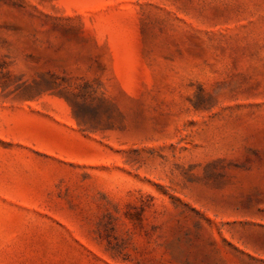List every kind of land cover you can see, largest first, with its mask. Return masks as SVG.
<instances>
[{"label": "rangeland", "instance_id": "374dc122", "mask_svg": "<svg viewBox=\"0 0 264 264\" xmlns=\"http://www.w3.org/2000/svg\"><path fill=\"white\" fill-rule=\"evenodd\" d=\"M0 264H264V0H0Z\"/></svg>", "mask_w": 264, "mask_h": 264}]
</instances>
